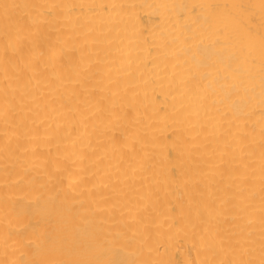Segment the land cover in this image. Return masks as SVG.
<instances>
[{"label": "bare ground", "instance_id": "obj_1", "mask_svg": "<svg viewBox=\"0 0 264 264\" xmlns=\"http://www.w3.org/2000/svg\"><path fill=\"white\" fill-rule=\"evenodd\" d=\"M0 264H264V0H0Z\"/></svg>", "mask_w": 264, "mask_h": 264}]
</instances>
